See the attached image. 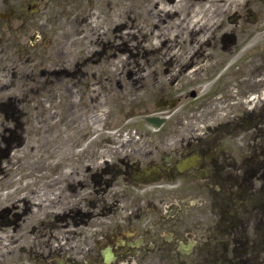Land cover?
I'll return each instance as SVG.
<instances>
[{
    "label": "flooded vegetation",
    "instance_id": "af4514ba",
    "mask_svg": "<svg viewBox=\"0 0 264 264\" xmlns=\"http://www.w3.org/2000/svg\"><path fill=\"white\" fill-rule=\"evenodd\" d=\"M85 1L0 0V140L6 135L11 152L22 145L15 103L40 93L70 101L100 83L90 59L73 53ZM191 37L198 48L228 47L231 62L209 64L197 82L230 83L227 94L175 113L177 75L149 62L141 70L155 83L147 99L169 109L160 115L168 125L146 129L141 120L155 114L129 112L112 122L126 130L112 143L103 137L106 114L79 113L83 128L72 119L66 159L38 148L39 175L23 178L30 188L13 193L12 177L0 183L8 196L0 264H264V0H242L215 30ZM136 85L149 86L145 77Z\"/></svg>",
    "mask_w": 264,
    "mask_h": 264
},
{
    "label": "rangeland",
    "instance_id": "374dc122",
    "mask_svg": "<svg viewBox=\"0 0 264 264\" xmlns=\"http://www.w3.org/2000/svg\"><path fill=\"white\" fill-rule=\"evenodd\" d=\"M113 1H117L118 2V1H121V0H112V2ZM176 1L178 2V4H177L175 9L176 10L179 9L182 12V15L185 12H189L191 10V7L194 4L193 3L194 1H192V0H176ZM206 1H208V2H204V1L202 2L201 9L204 12H201V13H202V17H204L206 19V21L208 23L212 24V25L220 24L222 21H224V19H222V18H224L227 14H229L231 12V10L233 9V7H234L232 3H231L232 5L227 3L225 6H223V5H221L219 3L218 0H206ZM234 1H239V0H234ZM158 2L161 4V6H162V4H164V0H143V2H138V0H124L123 4L126 6V7H124V10H123L124 15H125V19L128 16L129 19L131 20L134 16H136L135 17V21H141L146 26L150 25L151 22H152L150 16H153V19H154V17L157 15V13H156L157 9L155 10L153 7ZM103 5H104L105 9H107V7L105 5V2L103 3ZM136 5L139 6L137 9H135ZM148 11H150V12L148 13ZM218 13H221V14L223 13V15L219 18L218 16H220V15H218ZM117 19H118V21H120L119 18H117ZM94 22L95 23H101L99 20H96V19H94ZM169 25L172 26V24H169ZM181 27L182 26H179L177 31L174 30L173 33L181 32ZM177 35H178V33H177ZM187 36H188V38H187ZM112 37H113V41L115 42V35H112ZM132 38L133 37L129 38L128 41H131ZM178 39H179L178 42H179L180 45H183L184 39H187V48L189 50V55H190L192 53V49H191V46L189 45V34H187L183 38L179 37ZM107 42L109 43V38H107ZM174 43H176V42H174ZM111 45H112V43H111ZM219 46L221 47L220 44H219ZM175 48H178V46H176ZM159 56L157 57L158 59H159ZM104 57L102 58V61H103ZM227 57H229V56L227 55ZM229 58H231V57H229ZM143 63H142V65H143ZM156 63L158 64V66H157L158 68H160L162 66V64H163V63L160 62V60H158ZM104 64H105L106 68L110 67V63H108L107 59H105V63ZM159 64H160V66H159ZM169 68L171 69L173 75H177V73L180 71L179 69H177L178 67L175 64L172 65V66H169ZM164 78H165L164 76H161V79H164ZM173 78H174V81L176 80V81H181L182 82V84H183V88L182 89L183 90L186 89V87L190 88L192 86V87H194L196 89V91H198L199 94H201L205 90V87H206L205 86L203 88V86H200L199 84H197V82H198L197 80L191 82L190 80H188L186 78L185 75H183V77L180 78V79L177 78V76H175ZM123 79L124 78H120L121 81H123ZM189 83H191V84H189ZM128 84H130V83H128ZM175 85H176V87L178 86V89L177 90L175 89V91L180 94L181 88H180L179 83L178 84L175 83L172 87H169V88L170 89L176 88V87H174ZM109 89H111V88H109ZM126 89H129V88H126ZM114 90L118 92L117 93L118 99L120 97H122V96L126 97V93L125 92L122 93V92L119 91V89H114ZM109 96L111 97V95H109ZM182 102L190 104V106H194L195 107V102L196 101H193L192 98H189L188 100H184ZM184 103H181V104H184ZM125 106H126V104H125ZM120 110H121V107H118L117 111H120ZM127 110H125V111H127ZM106 111H113V109H112L111 106L105 104L104 105V112H106Z\"/></svg>",
    "mask_w": 264,
    "mask_h": 264
},
{
    "label": "bare ground",
    "instance_id": "6f19581e",
    "mask_svg": "<svg viewBox=\"0 0 264 264\" xmlns=\"http://www.w3.org/2000/svg\"><path fill=\"white\" fill-rule=\"evenodd\" d=\"M168 1H170V0H168ZM192 1L195 2L194 5L192 6L193 7L192 8V12L188 13V17L177 21V24H182L183 23L182 25H184L187 30H191V31L196 30V31H198V29H199V21L194 20V18L200 12L198 7H200V9H201V4L199 2H201V1L208 2V1H206V0H192ZM218 1L223 6H225L227 4L226 0H218ZM174 8H175V5H173L172 7H170L167 10H165L164 7H163V9H157L156 10L157 16H155V18L152 20L153 31L149 32V34L154 35L155 37H157L159 35V33H162L163 28H161L159 25L161 24V22L166 20V18L172 17L173 15H175ZM192 14H193V16H191ZM126 33H128V32H126ZM158 42H159L158 39H156L155 43H158ZM159 50L160 49H156L153 52L157 54L159 52ZM171 60H174L173 57L168 56L167 57V61H171ZM193 71H196V69H193Z\"/></svg>",
    "mask_w": 264,
    "mask_h": 264
}]
</instances>
